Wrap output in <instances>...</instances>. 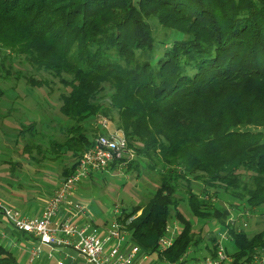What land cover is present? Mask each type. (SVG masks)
<instances>
[{
	"label": "trees",
	"instance_id": "16d2710c",
	"mask_svg": "<svg viewBox=\"0 0 264 264\" xmlns=\"http://www.w3.org/2000/svg\"><path fill=\"white\" fill-rule=\"evenodd\" d=\"M0 47L13 55L1 67L19 60L70 90L69 138L56 147L82 155L105 117L137 155L129 171L158 176L147 202L122 213H140L129 225L137 244L157 252L178 222L161 262L192 248L194 261L216 256L218 237L197 239L192 217L227 229L229 264L264 260L252 219L264 218V0H0ZM0 264L22 263L0 243Z\"/></svg>",
	"mask_w": 264,
	"mask_h": 264
},
{
	"label": "rangeland",
	"instance_id": "374dc122",
	"mask_svg": "<svg viewBox=\"0 0 264 264\" xmlns=\"http://www.w3.org/2000/svg\"><path fill=\"white\" fill-rule=\"evenodd\" d=\"M5 55L13 57L9 49L0 47V65ZM33 80L40 84H35ZM0 88L5 92L0 99V198L6 206L33 215L41 210L45 199L59 188L64 180V169L72 167L85 154L83 152L75 158L67 149L56 147V142L64 144L69 138L62 132L64 121L60 107L62 96L70 90L43 70L36 71L19 60L0 66ZM102 119L105 117L98 118L93 126L98 135L107 133L100 126ZM108 120L112 129L117 128L114 121ZM31 125L37 129L36 132H22L24 126ZM87 132L88 138L94 141L92 131ZM156 180L158 176L155 173L142 167L138 171L127 168L97 172L80 184L74 201L87 207L92 219L93 216L96 218L94 223L103 224L109 220L115 207L123 212L146 203L151 191L156 189ZM225 200V197H219V202ZM187 216L190 218L188 213ZM252 219L258 222L255 232L264 230L263 217L254 214ZM191 220L196 238L204 237L205 243L211 237L217 236L219 240V234L225 233L216 221L204 224L192 217ZM204 242L200 247H204ZM223 244L231 245L225 240ZM197 250L200 251L199 248ZM194 251L192 248L188 254L190 262L194 261ZM203 252L200 251V255ZM46 253L44 250L42 255ZM40 261L46 262L44 259ZM156 262L161 264L158 260Z\"/></svg>",
	"mask_w": 264,
	"mask_h": 264
},
{
	"label": "built area",
	"instance_id": "2783aa9c",
	"mask_svg": "<svg viewBox=\"0 0 264 264\" xmlns=\"http://www.w3.org/2000/svg\"><path fill=\"white\" fill-rule=\"evenodd\" d=\"M111 124L106 118L100 121V126L107 133L95 138L73 173L64 178L52 196L45 199L40 215L25 214L20 209L6 206L0 200V214L5 223L11 229L32 236L35 240L32 264L42 259L49 262L55 258L58 264H63L69 256L63 258L61 249L75 251L85 264H142L154 258L161 262L160 254L170 249L183 231L178 222H170L166 235L160 240L158 251L150 253L134 241L129 230V225L138 215L124 221L123 212L115 207L107 230L101 233L90 220L87 207L74 201L77 188L84 180L109 169L123 171L137 159L124 133L117 128L112 129ZM63 210L66 211V218L60 219ZM229 223L234 224V219ZM219 235L216 256L190 262L188 253L178 262L165 261L161 264H229L232 259L223 244V240L227 242L230 239L227 229ZM43 248L48 249L45 255H42ZM253 264H264V260L257 257Z\"/></svg>",
	"mask_w": 264,
	"mask_h": 264
},
{
	"label": "crops",
	"instance_id": "0c3cea01",
	"mask_svg": "<svg viewBox=\"0 0 264 264\" xmlns=\"http://www.w3.org/2000/svg\"><path fill=\"white\" fill-rule=\"evenodd\" d=\"M65 170L66 169H64V171ZM75 198H76V195L74 197V200H75ZM0 200L3 202V200L1 198H0ZM12 208L18 209L15 207H12ZM42 209H43V207L41 208V210L38 213H33V216L34 215H40L42 212ZM138 215H140V213ZM61 218H63V219L66 218V211L63 210L61 212L60 219ZM93 219L96 220L95 216H93ZM93 219L90 215V220H92V223L95 225V227L98 228L99 232L103 233L104 231L107 230L110 219L103 224L94 223L95 220L93 221ZM84 221H86V220H84ZM0 243L3 246H5L6 249H8V251L13 252L15 254V256L17 257V259H19V261L22 264H30V262L32 260V250L34 248L35 240L32 238V236H29V235L22 233L20 231L11 229L3 220L1 214H0ZM44 250H46V252H48L47 248H43V251ZM60 254L63 256V258H66L67 256H69L68 259L66 260V262H64V264H67L68 262H69V264H82V262H83L82 260H80L78 258L76 252L71 250V249H61ZM44 260L46 262L40 263L41 261H39L38 263L39 264H55V263L58 264L57 258L53 259L52 262H49V263L46 259H44ZM156 261H157L156 258L149 259L148 261H144L145 263L143 262L142 264H150V263L151 264H157ZM38 263H36V264H38Z\"/></svg>",
	"mask_w": 264,
	"mask_h": 264
}]
</instances>
